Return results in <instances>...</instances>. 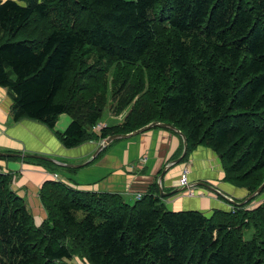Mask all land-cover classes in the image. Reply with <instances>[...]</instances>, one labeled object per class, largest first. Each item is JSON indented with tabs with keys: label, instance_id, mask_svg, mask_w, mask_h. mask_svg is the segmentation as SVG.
Here are the masks:
<instances>
[{
	"label": "trees",
	"instance_id": "obj_1",
	"mask_svg": "<svg viewBox=\"0 0 264 264\" xmlns=\"http://www.w3.org/2000/svg\"><path fill=\"white\" fill-rule=\"evenodd\" d=\"M0 87L12 121L68 116L66 148L157 121L183 134V160L202 146L228 184L264 181V0H0ZM108 99L126 113L95 132ZM12 180L0 171V264H264L254 198L205 218L166 210L155 183L126 204L51 179L39 219Z\"/></svg>",
	"mask_w": 264,
	"mask_h": 264
},
{
	"label": "crops",
	"instance_id": "obj_2",
	"mask_svg": "<svg viewBox=\"0 0 264 264\" xmlns=\"http://www.w3.org/2000/svg\"><path fill=\"white\" fill-rule=\"evenodd\" d=\"M10 96L7 88L0 87V152L35 154L79 166L65 168L31 157H0V171L12 174L11 189L24 200L30 214L39 219L45 218V212L38 200V189L44 181L52 179V173L56 174V181L68 188L117 193L126 204H132L136 200L135 196L147 193L161 170L180 154L181 141L176 134L164 128H153L134 137L113 141L91 159L100 142H87L66 148L57 138L59 132L54 128L50 130L26 118L12 121ZM115 119L121 117L111 116L107 120L102 118L100 126L117 124L110 122ZM182 173L186 175V185L195 186L162 198L168 211H197L209 217L217 210L229 211L223 195H230L234 201L248 195L246 190L223 182L219 159L208 148L197 146L183 162L170 165L161 179L162 191L170 192L182 187L177 182ZM200 182L208 183L222 196L197 185ZM259 195L253 199V204L264 202V191Z\"/></svg>",
	"mask_w": 264,
	"mask_h": 264
},
{
	"label": "water",
	"instance_id": "obj_3",
	"mask_svg": "<svg viewBox=\"0 0 264 264\" xmlns=\"http://www.w3.org/2000/svg\"><path fill=\"white\" fill-rule=\"evenodd\" d=\"M151 128H164V129L170 130L171 132L176 134L180 138V141H181V151H180V154L178 155V157L174 161L170 162L167 166H165L161 170V172L157 175V177H156L155 185H156V188H157V191H158V196L160 198H164V197H168V196H170V195H172L174 193L181 192L183 190L193 188V186H195V185H193V186L192 185L191 186L190 185L189 186L186 185V186H182V187H180L178 189L172 190L170 192H163L162 191L161 179H162L164 173L167 171V168L170 165H172V164L176 165V164H178L181 161V159L186 154V148H187L186 140H185V137L183 136V134L179 130H177L175 127H173L172 125H169V124H166V123L154 121V122L147 123L144 126H141L140 128H137V129H135V130H133L131 132L125 133V134H111V135H108L105 138H103L101 140V142L97 145L94 153L91 156V159L94 158L95 155L99 151H101L103 148H105L111 142H113L115 140L127 139V138H130V137H134V136H136V135H138V134H140V133H142L144 131H147V130H149ZM0 157H3V158H7V157H31V158L47 161L49 163L55 164L56 166H60V167H65V168L79 167V166H75V165H71V164L57 162V161H55L53 159H49L47 157H42V156L35 155V154H11V153H2V152H0ZM197 185H199V186H201L203 188H206V189L210 190L211 192L217 193L218 195L222 196V193H220L219 191H217L214 188L210 187V185L208 183L200 182ZM263 187H264V181L253 192L248 193V195L245 198H243L240 202H235L233 199H229L225 195H223V198H224V201L227 202L228 205H231V207H233V206L240 207L243 204H245L248 201H250L251 199H253L254 197H256L261 192Z\"/></svg>",
	"mask_w": 264,
	"mask_h": 264
},
{
	"label": "rangeland",
	"instance_id": "obj_4",
	"mask_svg": "<svg viewBox=\"0 0 264 264\" xmlns=\"http://www.w3.org/2000/svg\"><path fill=\"white\" fill-rule=\"evenodd\" d=\"M108 82H109V80H108ZM123 94H124V92L122 93V95H118V96H116V97H118L119 99H121V97L123 96ZM110 103H111V101H110V99H108L105 103H104V106H103V109H102V111H101V117H100V119H102V118H104V119H109L111 116H118L119 115V117H121L122 118V115L126 112V109L123 111H121L118 115H114L115 113H118V107H117V105L115 106V107H113V106H110ZM120 120L121 119H118V120H111L110 122H115V123H118V122H120ZM68 121H69V117L68 116H66V115H60L59 117H58V119H57V121H56V123H55V125H54V130L55 131H58V132H60V131H62L66 126H67V123H68ZM150 123V122H149ZM97 125H99L100 126V122H98L95 126H93L92 127V130L93 131H98L100 128H102V127H104L105 126V124L103 125V126H100V128L98 129V127H96ZM151 129H153V128H151ZM150 130V129H149ZM101 140L102 139H96V140H89V141H87V142H96V141H98V142H101ZM87 142H84V143H87ZM202 147V146H201ZM181 151V150H180ZM217 156V155H216ZM218 157V156H217ZM59 162V161H58ZM180 162H183V158L181 159V161ZM179 162V163H180ZM52 168V167H51ZM58 169V168H57ZM54 170H56V169H54ZM48 172H53V171H50V170H48ZM54 175H56L55 173H52V174H50V178L52 177V176H54ZM185 175V174H184ZM185 177H186V175H185ZM223 179V178H222ZM223 182H225L224 180H223ZM225 183H227V182H225ZM228 184V183H227ZM238 188V187H237ZM238 189H242V188H238ZM246 193H248V191H245ZM260 195H258L257 197H254L255 199L256 198H258ZM227 198H229V199H233V197H231L230 195L228 196L227 195ZM245 198V197H244ZM238 200H236L235 202H239L241 199H239V198H237ZM227 203V202H226ZM229 206H231V205H229ZM230 210V209H229ZM232 210V209H231ZM197 212V211H196ZM198 213H200L203 217H205V218H208V216L207 215H205L204 213H201V212H198ZM68 263L69 264H85V262L84 261H82L81 259H77V258H73L72 260H70V261H68Z\"/></svg>",
	"mask_w": 264,
	"mask_h": 264
},
{
	"label": "built area",
	"instance_id": "obj_5",
	"mask_svg": "<svg viewBox=\"0 0 264 264\" xmlns=\"http://www.w3.org/2000/svg\"><path fill=\"white\" fill-rule=\"evenodd\" d=\"M96 127H98V129L100 128L99 125H97ZM51 178H52V180H54V181H56V179H57L56 175L52 176ZM177 182H178V185H179V186H186V184H187V179H186L184 173H182V174H180V176H178V181H177ZM189 194H191V193L189 192ZM135 198H136V199H139V198H140V195L137 194V195L135 196ZM229 209L231 210L232 207L229 206Z\"/></svg>",
	"mask_w": 264,
	"mask_h": 264
}]
</instances>
